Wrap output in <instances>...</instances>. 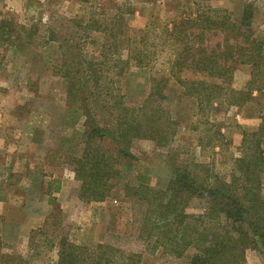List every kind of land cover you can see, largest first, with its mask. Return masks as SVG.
Returning <instances> with one entry per match:
<instances>
[{
    "label": "rangeland",
    "instance_id": "1",
    "mask_svg": "<svg viewBox=\"0 0 264 264\" xmlns=\"http://www.w3.org/2000/svg\"><path fill=\"white\" fill-rule=\"evenodd\" d=\"M116 1L132 11L127 16L130 34L148 29L155 42L158 32L162 30L163 41L165 26L186 13L209 5L224 9L237 20L248 3L254 9L253 29L264 39V0ZM106 8L108 13L114 11ZM102 14L103 5L90 8L77 0H0V20L36 25L33 42L26 48L0 43V264H55L61 236L78 244L108 243L125 253L138 252L140 258L135 264H185L195 252L193 248L176 257L156 245L154 236L141 238L144 207L123 195V182L137 181L138 174L144 173L150 185L162 187L169 176L166 154L174 155L179 163H208L221 178L229 179L235 158L245 154L246 141H252L249 134L262 122L264 81L252 87L255 89L245 102L229 103L237 97L213 100L211 108L197 116L193 101L183 95L182 87L167 71L174 54L164 40L151 68L136 67L132 62L120 82L107 68L105 84L110 88L117 84L128 100H137L149 92L150 76L168 78L163 90L166 99L159 102L177 121L175 135L162 147L150 139L134 140L130 151L137 160L122 168L103 201L85 202L79 196L81 182L75 178L69 157L81 154L83 116L67 97L57 39L75 31L77 37L83 36L71 20L97 19ZM215 40L212 37L211 43ZM76 41L81 42L79 38ZM185 76L190 77V73ZM249 79L250 66L238 64L231 86L245 90ZM152 100L158 98L153 96ZM215 130L221 138L214 139ZM258 140L264 153V134ZM261 182L259 193L264 198V172ZM204 204L203 199L192 198L186 212L198 214ZM116 264L127 262L120 256ZM244 264H264V255L248 249Z\"/></svg>",
    "mask_w": 264,
    "mask_h": 264
},
{
    "label": "trees",
    "instance_id": "2",
    "mask_svg": "<svg viewBox=\"0 0 264 264\" xmlns=\"http://www.w3.org/2000/svg\"><path fill=\"white\" fill-rule=\"evenodd\" d=\"M77 1L90 8L103 5L101 18L71 20L83 36L77 37L75 31L56 38L64 60L67 97L83 116L81 154L69 157L75 178L81 182L79 196L85 202L103 201L122 168L137 160L130 151L134 140L146 138L162 147L175 135L177 121L159 102L166 99L163 90L168 78L150 76L149 92L137 100H128L114 80L116 76L120 82L132 62L136 67L151 68L164 40L174 54L167 71L182 87L183 95L191 98L197 116L204 115L213 100L237 97L229 103L245 102L251 90L264 81V39L253 29L251 4L243 6L237 20L221 8L196 9L165 26L163 41L161 30L155 42L148 29L130 34L127 16L132 11L128 6L116 0H106V4ZM106 7L114 11L108 13ZM34 27L0 20V43L26 48L33 42ZM87 43L94 49L86 48ZM241 63L250 66V79L245 90H236L231 82ZM107 68L116 84L111 88L105 84ZM188 72L190 77L185 76ZM153 96L158 100L153 102ZM263 134L264 117L258 130L249 134L248 150L235 158L229 179L221 178L208 163H179L174 155L166 154L169 176L162 187L150 185L144 173L138 174L137 181L123 182V195L144 207L141 238L154 236L156 245L176 257L193 248L195 252L185 264H244L248 249L264 255V198L259 193L264 153L258 140ZM213 137L222 134L215 130ZM192 198L204 200L202 212H186ZM58 243L55 264H116L120 256L127 264H135L140 258L138 252L125 253L108 243L88 246L67 236H61Z\"/></svg>",
    "mask_w": 264,
    "mask_h": 264
},
{
    "label": "crops",
    "instance_id": "3",
    "mask_svg": "<svg viewBox=\"0 0 264 264\" xmlns=\"http://www.w3.org/2000/svg\"><path fill=\"white\" fill-rule=\"evenodd\" d=\"M55 171V170H54Z\"/></svg>",
    "mask_w": 264,
    "mask_h": 264
}]
</instances>
